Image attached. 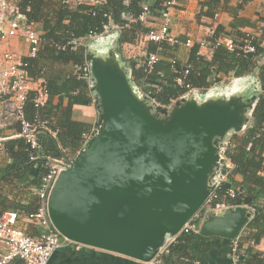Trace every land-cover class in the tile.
<instances>
[{
  "label": "water",
  "instance_id": "95a60500",
  "mask_svg": "<svg viewBox=\"0 0 264 264\" xmlns=\"http://www.w3.org/2000/svg\"><path fill=\"white\" fill-rule=\"evenodd\" d=\"M90 42L84 56L95 121L56 176L47 216L72 244L147 264L230 172L223 150L252 121L258 80L240 77L164 106L141 91L135 94L133 81L115 61L118 51L108 56ZM251 217L246 207L229 208L208 215L199 234L234 240Z\"/></svg>",
  "mask_w": 264,
  "mask_h": 264
},
{
  "label": "trees",
  "instance_id": "16d2710c",
  "mask_svg": "<svg viewBox=\"0 0 264 264\" xmlns=\"http://www.w3.org/2000/svg\"><path fill=\"white\" fill-rule=\"evenodd\" d=\"M168 1L176 3L177 0H151L149 15L163 13ZM217 3L218 0H208L206 12L201 5L198 18H214ZM142 4L143 0H103L93 6L76 5L71 0H17L27 22L36 24L41 31L39 51L34 58L25 59L28 76L33 81L42 80L48 92L46 105L40 110L28 97L25 116L27 120H33L37 115L39 120L48 123L50 132L38 129L40 151H31L21 139L8 140L3 144L0 151V212L13 213L20 221L35 213L42 206L36 191L47 173L44 157L71 160L92 130V124L72 117L75 104L91 105L92 99L87 82L85 48L68 42L101 33L103 26L107 25L118 29V52L124 45H136L152 30L139 21L130 23L127 18L137 19L142 12ZM221 36L223 28L218 25L203 40L210 52L209 57L201 53L204 48L198 42L185 47L187 52L182 58L180 46H185L189 39L179 37L172 43L147 41L142 58L126 61L136 87L164 106L190 90L205 92L212 85L229 78L255 74L259 84L252 121L243 132L229 137L223 157L231 170L213 193L214 202L252 208L251 219L234 240L180 233L156 257L159 264H191L193 261L212 264L223 243L231 245L230 254L235 244L234 251L239 256L237 264H262L260 251L256 248L264 239V27L259 35L236 32L231 39V50L224 44L216 46ZM246 41L254 52H243L242 46ZM152 54L158 56V61L149 70L147 60ZM178 79L182 81L181 85L177 83ZM31 155L35 156L34 160L30 159ZM229 188L235 189L233 198L226 194ZM24 230L32 236L37 234L29 224L24 225ZM69 254L75 255L73 252ZM100 254L91 260L101 262L111 256ZM115 258L120 264H142L119 256ZM91 260L88 264L92 263ZM10 264H20V261ZM227 264H231L230 259Z\"/></svg>",
  "mask_w": 264,
  "mask_h": 264
},
{
  "label": "built area",
  "instance_id": "2783aa9c",
  "mask_svg": "<svg viewBox=\"0 0 264 264\" xmlns=\"http://www.w3.org/2000/svg\"><path fill=\"white\" fill-rule=\"evenodd\" d=\"M71 1L76 5L86 4L90 6L103 2V0ZM150 2L151 0H143L142 12L135 20L127 17L129 22L139 21L140 23L147 24L150 13ZM175 4V1L165 3L162 24L157 29L152 28L137 44L147 41L154 43L162 41L174 42V38L170 36V19L168 15ZM117 30L115 27L105 25L101 33H93L83 39H72L68 44L75 47H85L87 42L96 41ZM16 41L22 43L24 53L13 50V42ZM40 44V28L36 24H29L27 22L25 15L17 5V0H0V131H2L0 135V151L6 141L14 139L23 140L31 151H40V145L37 140L38 129L42 128L50 132L48 123L39 120L37 115L33 120H27L25 116V105L28 97L31 98V103L37 110L45 107L48 98V92L46 86L43 85V81H33L28 76V63L25 61V59H32L36 56ZM215 44L216 46L224 44L228 49H233L231 41L219 40ZM191 45L192 42L187 40L185 47L188 48ZM206 46V42H200L201 48H205ZM242 50L245 53L254 52L253 47L247 41L242 46ZM157 61L158 56L156 54L149 55L147 69L150 70L151 66ZM85 66L87 69L86 63ZM177 83L181 85L182 81L178 79ZM192 91L194 90H190L186 94ZM30 159L34 160L35 156L31 155ZM69 161L54 159L50 156L44 157V167L47 173L44 175L41 185L36 191L42 202V206L35 213L20 221L13 213L7 211L0 212V264H10L16 260L20 261V264H49L54 252L68 244H72L52 227L46 210L47 198L54 180ZM226 194L228 197L233 198L235 196V189L229 188ZM214 198L212 194L201 209L183 226L180 233L199 234L208 215L218 216L229 208H235L222 202H214ZM246 208L253 214L254 210L252 208ZM26 224L31 225L37 231V234L32 236L26 233L24 230V225ZM259 245H261L260 259L262 264H264V239ZM234 250L235 244L230 254L231 264H237L239 260V256ZM147 264H159V262L155 259ZM191 264L200 263L193 261Z\"/></svg>",
  "mask_w": 264,
  "mask_h": 264
},
{
  "label": "crops",
  "instance_id": "0c3cea01",
  "mask_svg": "<svg viewBox=\"0 0 264 264\" xmlns=\"http://www.w3.org/2000/svg\"><path fill=\"white\" fill-rule=\"evenodd\" d=\"M207 2L208 0H177L174 8L171 9L168 15V18L170 19V36L174 39L184 37L189 39L192 43H198L209 37L211 33L218 27V25H220L223 28V36H221V40L231 41L236 32H246L259 35V31H261L264 27V1L246 0L245 2H242L241 0H218V3L214 9V18L205 16H201L198 18V13L202 8L201 5H203V11L206 12ZM163 17V13L157 15H149L146 26L149 28L157 29L158 26L162 24L164 19ZM136 45L144 47V43ZM186 52L187 50L185 46L181 45L180 55L182 58L185 57ZM201 53L205 54L208 57L210 55V52L207 51L206 48L201 49ZM255 76V74L246 75L240 79H244L247 81L257 80ZM238 80L239 79L237 78L222 80L220 83L212 85L205 92L215 88L225 87L230 83H234ZM72 117L76 121L90 123L93 125L95 121V111L93 109L92 103L91 105L75 104L72 109ZM262 175H264V170L262 172ZM70 245L71 244H68L67 246H64L54 252L51 257V264H88V260H91V258L93 259V257L100 256V253L110 254L79 245L74 247ZM230 246L229 243H223L222 250L219 252V256L215 257L212 264H227L230 259ZM256 249L260 251L261 245H258ZM72 252L75 253V255L69 254ZM115 256L118 255L111 254V256H108V258H103L104 262L103 260L101 262L91 260V264H120L115 261Z\"/></svg>",
  "mask_w": 264,
  "mask_h": 264
},
{
  "label": "rangeland",
  "instance_id": "374dc122",
  "mask_svg": "<svg viewBox=\"0 0 264 264\" xmlns=\"http://www.w3.org/2000/svg\"><path fill=\"white\" fill-rule=\"evenodd\" d=\"M115 32H117V31L111 32V34L106 35L107 40L105 42H100V43L90 42L91 44L96 46V47H93V49L97 48V50L103 51L108 56L110 55L111 52H117L118 49L116 51L115 47L112 45V42L114 41L113 39L117 36V34ZM120 49H121L120 52H118L119 56H120V59L118 58L115 61L118 63L120 68L122 70H124L125 73H127V75H129V79L132 80L131 79V74H130L131 71H130V68L127 65L128 63H126V61L128 62L129 60H132V59H140V58H142L144 56V47L143 46H137V45H134V46L124 45V46L120 47ZM13 50H15V51H17L19 53H24V47H23L22 43L18 42V41L13 42ZM124 60H125V62H124ZM136 88L137 89H135V91H134L135 94L137 92L138 93L140 92V89L138 87H136ZM203 94H204V92H199V91H194L193 92V95H197V96H201Z\"/></svg>",
  "mask_w": 264,
  "mask_h": 264
}]
</instances>
